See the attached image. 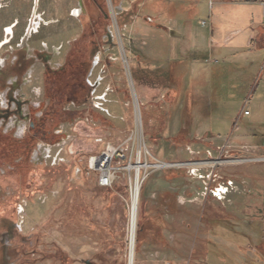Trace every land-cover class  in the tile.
Masks as SVG:
<instances>
[{
	"label": "rangeland",
	"instance_id": "rangeland-1",
	"mask_svg": "<svg viewBox=\"0 0 264 264\" xmlns=\"http://www.w3.org/2000/svg\"><path fill=\"white\" fill-rule=\"evenodd\" d=\"M170 1L184 13L174 24L180 39L157 24L146 0H10L3 15L20 19L16 38L24 33L29 64L10 97L0 89V264H129L135 183L128 167L138 161L151 166L141 169L134 264H209L203 243L246 244L242 225L264 226V48L257 69L232 52L212 123L228 135L206 137L200 115L182 122L172 101L193 69L192 60L176 62L175 49L183 43L190 53L189 30L206 31L201 21L213 0ZM17 40L1 58H14ZM84 86L89 93L76 101ZM218 114L237 120L219 122ZM108 151L116 172L104 187L90 162ZM158 217L161 238L154 229L138 245L139 226ZM230 217L239 223L231 226Z\"/></svg>",
	"mask_w": 264,
	"mask_h": 264
},
{
	"label": "crops",
	"instance_id": "crops-1",
	"mask_svg": "<svg viewBox=\"0 0 264 264\" xmlns=\"http://www.w3.org/2000/svg\"><path fill=\"white\" fill-rule=\"evenodd\" d=\"M145 4L146 8L150 6L154 9L155 12L150 15L157 19V22L161 21L157 24H161L162 27L168 29L169 33L175 32L178 34L175 39L184 36L174 27L178 14L182 12L178 3H173L170 0H146ZM193 8L196 14L198 8L195 4ZM179 15H184V13ZM186 18L185 15L184 24L193 25L191 17L185 20ZM208 18V22L201 21V26H207L205 32L200 28V31H196L195 28L189 30L188 39L192 40L190 53L187 54V49L182 46L183 43H178V49H175V53L179 55L176 62L181 66L187 59L188 62L192 60L191 63L189 62V66L192 64L193 69L192 76L189 75L188 81L178 83L173 88L176 95L172 103L177 107L182 122H188L190 125L193 116L199 118L200 115L202 121H204L201 132L206 134V137L215 139L228 135L227 130L225 132L214 130L212 123L214 121L213 113L221 111L218 109L221 100H224L221 95L226 94V91H228L226 85L228 84V77L231 75L228 72V63L233 54L232 52H239V56L245 58L247 62L254 63L261 56L259 49L264 48V0H213ZM238 37L241 38L240 41H238ZM238 43L242 46L239 50L238 48L235 49V45ZM175 46H177V43H175ZM170 59L174 58L171 57ZM218 59L225 62L217 65ZM254 64L255 69H257V62ZM221 81L223 85L218 86ZM251 115L250 112L249 115L245 116ZM217 116L216 119L219 122L228 120L234 123L237 118L243 117V113L238 114L237 118L230 117L229 119H225V116L221 118L219 114ZM180 130L185 132L186 126H181ZM186 134L188 135V132ZM258 134L264 142V130H260ZM235 218H229L232 222L231 226L234 223H239L238 219ZM231 226L227 227L228 230L231 229ZM242 226H244L245 233H247L246 239L250 242L247 241L245 244V242H234L227 239L225 241L211 240L203 243V259H207L209 264H232L233 261L250 264L249 260L251 258H257L258 261L264 259V226L257 229L252 226ZM213 232L216 235V227L213 228L211 235ZM213 238L216 239L217 237L213 236ZM254 239H257V242ZM251 245L255 247L252 249Z\"/></svg>",
	"mask_w": 264,
	"mask_h": 264
},
{
	"label": "flooded vegetation",
	"instance_id": "flooded-vegetation-1",
	"mask_svg": "<svg viewBox=\"0 0 264 264\" xmlns=\"http://www.w3.org/2000/svg\"><path fill=\"white\" fill-rule=\"evenodd\" d=\"M9 7H10V0H0V49L5 46L9 47V45H11V43H13L16 39H18L17 41L19 42L20 41L23 42V44L21 46H19L20 43L17 45L19 51L15 53L14 58L12 60L9 59L10 57L8 56L7 52L4 53V55L2 56L3 58L0 57V75H1L0 89H4V88L7 89L6 94H3L6 95L7 97L11 96V94L13 93V89L15 88V85H17L19 81L23 78L29 64L28 63L29 61H27L23 53L25 50L24 48L25 37L23 36L24 33L21 36L18 35V37L16 38L18 34L17 33L18 28L20 25V19L18 17H13V19L11 20L4 17L3 15L4 12L8 11ZM9 69H15L16 71L13 73L11 72L12 76L2 78L4 73H8L7 71ZM12 99L14 98L12 97ZM16 113L18 114L21 112L17 111Z\"/></svg>",
	"mask_w": 264,
	"mask_h": 264
},
{
	"label": "bare ground",
	"instance_id": "bare-ground-1",
	"mask_svg": "<svg viewBox=\"0 0 264 264\" xmlns=\"http://www.w3.org/2000/svg\"><path fill=\"white\" fill-rule=\"evenodd\" d=\"M76 13L79 12V10L75 11ZM39 23V22H38ZM35 25V24H34ZM36 27H38L37 25L32 27V31H37ZM12 29V28H11ZM30 35V34H29ZM142 145V144H141ZM146 147V146H145ZM145 150V149H144ZM141 151L138 152V160L141 157ZM110 157V154H109ZM102 161V160H100ZM188 165V164H187ZM151 165L148 163L143 164L142 162H137V163H133L130 164L128 169L129 170H134V174L132 176V181H133V185L135 183V186H133V191H132V207H131V212H130V222H131V244H130V264H134V257H135V248L133 249V238H134V233L137 227V221H138V212H139V188H140V182H141V169L144 168H148ZM159 167H163V166H170V164L167 163H162L157 165ZM143 180V179H142ZM135 246V243H134Z\"/></svg>",
	"mask_w": 264,
	"mask_h": 264
},
{
	"label": "trees",
	"instance_id": "trees-1",
	"mask_svg": "<svg viewBox=\"0 0 264 264\" xmlns=\"http://www.w3.org/2000/svg\"><path fill=\"white\" fill-rule=\"evenodd\" d=\"M88 93H89V88L86 89V87L84 86V88H81L80 92H78V94L75 96L76 101L79 100V98H80L79 96L83 97V96H85V94H88ZM36 127H37V125H35L34 128H36ZM30 139H26L25 141H23V144L25 145L24 153L27 152V154L29 153L30 149L32 148V144L31 143L29 144ZM150 224H151V226H150ZM153 226H155V227H153ZM164 228H165V222L163 221V219L161 217L155 218L154 221L151 223L143 222L139 226L138 235H137V244L138 245L141 244L142 242L147 240L148 236H150V235L152 236V234L154 233V229L156 230L155 234H154V236L156 235V239L161 238L162 230ZM159 242H161V241H159Z\"/></svg>",
	"mask_w": 264,
	"mask_h": 264
},
{
	"label": "built area",
	"instance_id": "built-area-1",
	"mask_svg": "<svg viewBox=\"0 0 264 264\" xmlns=\"http://www.w3.org/2000/svg\"><path fill=\"white\" fill-rule=\"evenodd\" d=\"M249 114H250L249 110L244 111V115H249ZM113 158H114V154L108 151V152H104L98 157H92L91 159L90 167L93 170L96 171L98 170L100 172L99 185L101 186L109 187L113 184L114 176L116 172V169L112 166Z\"/></svg>",
	"mask_w": 264,
	"mask_h": 264
},
{
	"label": "water",
	"instance_id": "water-1",
	"mask_svg": "<svg viewBox=\"0 0 264 264\" xmlns=\"http://www.w3.org/2000/svg\"><path fill=\"white\" fill-rule=\"evenodd\" d=\"M175 32H171V34H174ZM135 234V233H134ZM134 243H135V235H134V238H133V249H134ZM129 264H130V255H129V260H128Z\"/></svg>",
	"mask_w": 264,
	"mask_h": 264
}]
</instances>
